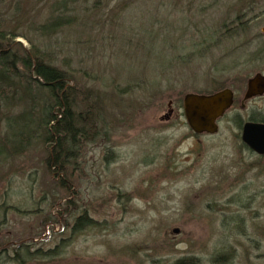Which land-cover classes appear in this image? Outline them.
Wrapping results in <instances>:
<instances>
[{
  "label": "rangeland",
  "instance_id": "1",
  "mask_svg": "<svg viewBox=\"0 0 264 264\" xmlns=\"http://www.w3.org/2000/svg\"><path fill=\"white\" fill-rule=\"evenodd\" d=\"M123 1L99 0L91 26L50 38L79 108L96 112L77 168H46L40 138L12 149L0 109V264H264V179L242 149L239 115L198 135L182 112L186 93L264 70V14L249 22L264 0H125L118 10ZM139 35L172 64L152 69L151 51L122 58ZM83 213L94 225L75 226Z\"/></svg>",
  "mask_w": 264,
  "mask_h": 264
},
{
  "label": "trees",
  "instance_id": "2",
  "mask_svg": "<svg viewBox=\"0 0 264 264\" xmlns=\"http://www.w3.org/2000/svg\"><path fill=\"white\" fill-rule=\"evenodd\" d=\"M98 3L99 0H46L38 5V0H0V109L5 111L3 119L10 130L12 149L18 150L22 144L27 145L32 139L40 138L46 148V168L50 171L55 169L57 175L66 172L69 166L77 168L75 164L83 141H87L89 136L95 138L97 119L92 105L79 108L75 87L69 82V63L66 56H62V62L58 64L60 53L53 50L50 38L73 24L91 26L89 20L98 9ZM123 4L115 6L120 10L127 7L125 0ZM258 12L249 22L264 14V10ZM21 22L27 25L23 27ZM123 22L120 18L118 24L123 25ZM241 25L240 29L244 27ZM198 32L200 45L206 37L202 31ZM17 36L25 37L29 46L24 48L15 41ZM135 38L136 53L132 54L121 46L118 53L122 58L152 53L156 57L151 61L152 69L155 65L169 67L176 58L172 54L166 59V54L154 47L152 37L139 35ZM131 41L130 37L127 44H133ZM149 51L151 53H147ZM132 61H135L134 57ZM16 95L18 103L13 104L10 97ZM59 183L66 192L65 180L62 178ZM93 223L83 213L77 216L74 224L83 227ZM188 263L185 258H180L171 264Z\"/></svg>",
  "mask_w": 264,
  "mask_h": 264
},
{
  "label": "flooded vegetation",
  "instance_id": "3",
  "mask_svg": "<svg viewBox=\"0 0 264 264\" xmlns=\"http://www.w3.org/2000/svg\"><path fill=\"white\" fill-rule=\"evenodd\" d=\"M256 74L261 75L262 82L264 84V70L255 72L252 76L247 78H231L230 81L218 80L213 82L212 90L208 93L202 94H212L222 89H229L232 93V102L229 108L216 120L217 129L214 133L218 131L219 119H221L229 110H234L239 117H237L236 126L238 127L240 143L242 149L246 154H251L256 158L259 164L258 172L260 175V180L264 179V88L262 93L254 94L250 97H246L249 80L252 79ZM227 81V82H226ZM251 106H248L251 104ZM170 111V112H169ZM172 110H168V115H171ZM183 112V110H182ZM244 112V115L241 113ZM248 124H256L258 127L252 132L250 128L246 130L245 137L243 136L244 126ZM249 140L254 141L251 144ZM262 194V191H261ZM262 201L263 197L261 198Z\"/></svg>",
  "mask_w": 264,
  "mask_h": 264
},
{
  "label": "water",
  "instance_id": "4",
  "mask_svg": "<svg viewBox=\"0 0 264 264\" xmlns=\"http://www.w3.org/2000/svg\"><path fill=\"white\" fill-rule=\"evenodd\" d=\"M260 76L256 74L249 80L246 97L262 93L264 84ZM231 102L232 93L229 89H222L212 94L186 93L182 100V110L187 126L195 134L214 133L217 129L216 120L229 108ZM165 117H168V113ZM256 127H258L256 124H246L243 136L245 137L248 128L253 132ZM249 142L254 144L252 140Z\"/></svg>",
  "mask_w": 264,
  "mask_h": 264
}]
</instances>
